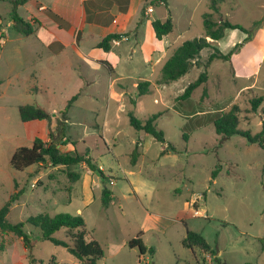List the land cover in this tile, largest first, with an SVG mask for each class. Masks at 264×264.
I'll use <instances>...</instances> for the list:
<instances>
[{"label": "rangeland", "instance_id": "rangeland-1", "mask_svg": "<svg viewBox=\"0 0 264 264\" xmlns=\"http://www.w3.org/2000/svg\"><path fill=\"white\" fill-rule=\"evenodd\" d=\"M167 2V7H152H158L156 15L168 13L175 19L170 39L178 36L180 46L204 35L203 15L210 13V0ZM10 8L8 3H0L5 23L11 20ZM214 18L239 24L249 33L225 31L215 47L223 54L233 51L230 60H214L206 69L207 81L187 100L177 101V97L198 79L203 68L192 67L177 81L163 85L159 83L161 70L151 71L149 64L139 69L138 54L136 67L121 71L124 78L119 83L125 90L119 96V92L113 95V76L107 68H98L91 75H55L51 82L37 76L32 85L28 71L35 67L26 65V60L16 64V75L0 88V208L13 193H21L7 220L25 222L37 214L76 216L80 209L87 239L97 241L103 250L97 264H216L214 257L224 264H264V148L240 136L222 138L213 126L216 112L237 105L240 130L254 135L262 129L264 0H225ZM6 30L8 39L16 35L24 38L14 28ZM237 44L241 45L233 50ZM10 45L0 46V51ZM212 51L202 50L199 62H206ZM7 67L6 62L0 63V75ZM143 70L144 75L153 72L156 86L150 85L148 93L139 95L127 78L137 79ZM86 80L91 84L86 85ZM34 86L38 89L32 90ZM77 94L80 96L68 109L70 120L60 148L87 154L94 165L104 168L109 175L104 183L112 193L108 208L102 207V194L96 192L94 201L84 206L79 177H84L85 164L34 165L23 171L10 166L18 148L31 147L37 128L35 123L21 121L19 106L33 105L50 113L54 117L52 134L57 137L59 112ZM255 97H262L263 102L251 112L250 100ZM128 113L141 121L159 115L155 125L164 142L136 131ZM46 129H37L45 142ZM134 151L138 157L131 164ZM24 230L32 239L41 236L31 225L25 224ZM187 231L200 234L211 252L184 247ZM53 236L69 242L64 229ZM136 237L146 249L152 247L153 254L141 255L137 248H129L127 242ZM28 256L44 264L52 259L57 264H79L61 245L38 239L27 249L16 236L0 232V264H29Z\"/></svg>", "mask_w": 264, "mask_h": 264}, {"label": "crops", "instance_id": "crops-1", "mask_svg": "<svg viewBox=\"0 0 264 264\" xmlns=\"http://www.w3.org/2000/svg\"><path fill=\"white\" fill-rule=\"evenodd\" d=\"M151 1L154 0H27L23 5L17 6L16 14L29 23L34 32L29 36L23 35L24 38L16 35L12 40L8 39L9 35L6 30V28H14L12 16H10L11 20L5 23L0 15V35L2 34L5 39L4 44L0 46L11 44L6 51L2 48L0 51V63L6 62L8 66L7 70H3L0 75V88L4 82H10L11 75H16L15 65H22L26 60V65L35 67V69L29 68L33 70L28 71L32 85L37 82V76H41L40 80L51 82L55 79V75L69 73L84 75L86 72L91 75L98 68H107V71L109 69L108 74L113 76L110 82V87L115 89L113 95L119 92L120 96L125 90V86L119 83L124 78L121 71L123 68L126 71L129 68L134 69L136 67L134 59L138 54L141 55V62L137 63L139 69L149 64L151 71L157 69L160 72L164 63L179 47L178 36L170 39L169 34L161 40L155 37L151 26L152 21H165L170 17L174 30L175 19L168 13L156 15L155 9L159 6L167 7V0H163L155 8L146 6L142 14L144 5ZM4 2L11 7L10 14H12V4L5 0L0 1V3ZM148 7L153 10L150 14L146 13ZM110 34L124 35V37L119 39L118 44L111 43L110 50L105 52L97 45ZM152 74L153 72L144 75L143 70V74L138 75L137 79L135 77L127 79L135 88L145 81L151 86H156L154 83L156 77H151ZM83 78L86 79V77ZM85 84L89 85L91 82L86 80ZM37 89L34 86L32 90ZM68 112L69 110L66 114V124L70 120ZM53 119L51 115V120ZM51 120L26 123L37 125L35 138L43 136L39 135L38 128H47L45 134L49 141V133L55 129L50 124ZM42 122L47 123V127ZM99 169L105 177L109 178L104 168L99 167ZM79 181L83 190L82 194H84V206L94 201L95 192L101 195L103 188H107L104 180L92 173L88 167L84 177L80 175ZM76 212L82 215L80 209Z\"/></svg>", "mask_w": 264, "mask_h": 264}, {"label": "trees", "instance_id": "trees-1", "mask_svg": "<svg viewBox=\"0 0 264 264\" xmlns=\"http://www.w3.org/2000/svg\"><path fill=\"white\" fill-rule=\"evenodd\" d=\"M4 1V0H0ZM12 4V20L14 21V29L24 36L33 34L34 30L31 25L25 22L21 17L16 14V8L19 5H23L27 0H5ZM163 0H154L145 4L142 8V14L144 13L146 6L159 5ZM225 0H210V13L203 15V27L204 35L202 37L193 38L184 41L179 47L175 49L170 58L165 62L161 69L160 84H169L173 81H177L182 76L190 71L192 67L203 68L197 80L190 83L183 91V93L177 97V101L187 100L190 98L193 91L204 84L207 79L206 69L214 60L229 61L233 51L229 54L221 53L215 44L221 40L227 29L240 30L245 34L249 31L245 30L241 25L234 24L228 20L215 19L214 15L219 13V6ZM155 37L161 40L164 36H167L173 31V23L171 18L168 17L165 21L154 20L151 23ZM124 35L110 34L106 36L97 47L105 52L110 50V46L113 40H119ZM210 39V40H209ZM250 39V36L245 39ZM241 44L234 46L237 49ZM204 49L213 50L208 56L206 62H199L198 58L200 52ZM107 66V64H106ZM109 67V66H107ZM109 71V69H108ZM149 82H142L137 85V91L139 95H144L149 92ZM79 94L74 95L67 103L65 109L61 112V117L57 120V137H54L52 132L49 133V141L45 142L41 138H35L31 147L18 148L10 159V166L16 171H23L34 165L39 168L42 166L48 167H71L75 165L85 164L88 169L98 175L102 180H105V175L102 170L91 162L90 157L87 154L81 155L77 152L70 153L63 151L60 148V144L64 142L65 131L67 129V111L71 107L72 103L77 99ZM263 102L262 97H255L250 100L251 112H256ZM19 115L22 122L31 121H50L51 115L42 110L41 108L33 105L19 106ZM240 108L237 105H233L228 111H220L214 114L213 126L217 135L222 138H229L231 136H240L246 140L249 144H258L264 148V123L262 129L257 134L252 135L249 131L240 130L239 124ZM129 123L136 131H143L150 135L156 141L164 142V136L161 130H158L155 125V121L159 115H152L148 119L141 121L137 119L132 113H128ZM164 151H162L163 153ZM138 157L137 152H133L131 155V164L136 163ZM217 169L212 173L215 178ZM72 177H77L72 175ZM20 191L13 193L9 200L0 208V232L9 233L19 238L27 249H31L37 240L51 241L55 245H61L65 247L68 252L73 255L79 264H97V262L103 256V250L99 243L94 239H87L86 224L81 215H70L68 213H59L52 217L47 214H37L35 216L28 217L25 222L10 223L7 220L8 213L13 203H15L20 197ZM112 200V193L105 187L102 190V207L108 208ZM25 224L36 227L40 230V238H33L24 230ZM64 229L65 236L69 242L58 240L54 238V234L59 230ZM182 245L189 249H198L202 252H211V249L206 240L198 233L187 231L186 236L182 241ZM127 246L131 249L137 248L139 253L143 255L145 252L153 254L154 249L151 247L146 249L143 246L139 237L133 238L127 242ZM29 264H44L42 261L39 263L32 257L28 256ZM216 264H224L220 262L217 257H214ZM48 264H57L54 259L50 260Z\"/></svg>", "mask_w": 264, "mask_h": 264}, {"label": "built area", "instance_id": "built-area-1", "mask_svg": "<svg viewBox=\"0 0 264 264\" xmlns=\"http://www.w3.org/2000/svg\"><path fill=\"white\" fill-rule=\"evenodd\" d=\"M152 8L151 7H148L147 10H146V13L150 14L152 12ZM4 36L1 34L0 35V44H4ZM119 43V40H113L112 41V44H118Z\"/></svg>", "mask_w": 264, "mask_h": 264}]
</instances>
